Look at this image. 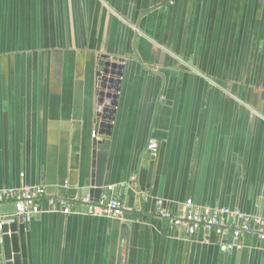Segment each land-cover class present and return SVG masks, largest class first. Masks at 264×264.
<instances>
[{
	"label": "crops",
	"instance_id": "0c3cea01",
	"mask_svg": "<svg viewBox=\"0 0 264 264\" xmlns=\"http://www.w3.org/2000/svg\"><path fill=\"white\" fill-rule=\"evenodd\" d=\"M100 54L124 59L103 186L124 221L6 214L21 264H264L253 233L229 252L160 215L264 218V0H0V188L44 208L88 182Z\"/></svg>",
	"mask_w": 264,
	"mask_h": 264
},
{
	"label": "built area",
	"instance_id": "2783aa9c",
	"mask_svg": "<svg viewBox=\"0 0 264 264\" xmlns=\"http://www.w3.org/2000/svg\"><path fill=\"white\" fill-rule=\"evenodd\" d=\"M147 150L152 156H156L158 143L154 138L148 139ZM112 190L113 186H106L98 201L90 195L81 198H49L46 207L43 208L37 199L45 195L44 185L4 187L0 188V204L13 203L14 215H21L24 218L50 212L64 215L85 214L124 221V205L111 194ZM160 215L167 220L169 227L179 229L186 237L200 234L205 242L213 238H226L225 249L229 252L240 247L241 238L248 233H253L259 240H264V218L229 207H203L187 198L182 212L172 214L160 209ZM12 221L13 218L9 216H0V224Z\"/></svg>",
	"mask_w": 264,
	"mask_h": 264
},
{
	"label": "water",
	"instance_id": "95a60500",
	"mask_svg": "<svg viewBox=\"0 0 264 264\" xmlns=\"http://www.w3.org/2000/svg\"><path fill=\"white\" fill-rule=\"evenodd\" d=\"M124 59L117 56L100 54L96 64L97 98L95 114V131L92 140V162L88 182L80 189L70 188L68 196L73 198L78 195H90L95 201L103 191L105 171L107 165L110 137L112 135L115 107L117 105L118 92L121 88ZM0 204V216L15 214L13 203L11 207ZM7 205V203H6ZM7 214V215H6ZM19 219H24L19 215ZM21 221V220H20ZM130 223H124L121 227L122 239L128 240ZM18 221L0 224V264H21L18 254Z\"/></svg>",
	"mask_w": 264,
	"mask_h": 264
}]
</instances>
